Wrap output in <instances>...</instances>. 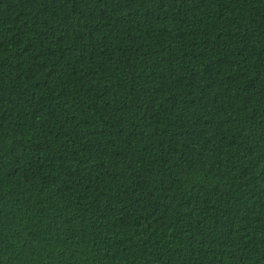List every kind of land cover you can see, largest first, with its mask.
Returning <instances> with one entry per match:
<instances>
[{
    "label": "trees",
    "instance_id": "1",
    "mask_svg": "<svg viewBox=\"0 0 264 264\" xmlns=\"http://www.w3.org/2000/svg\"><path fill=\"white\" fill-rule=\"evenodd\" d=\"M0 264H264V0H0Z\"/></svg>",
    "mask_w": 264,
    "mask_h": 264
}]
</instances>
